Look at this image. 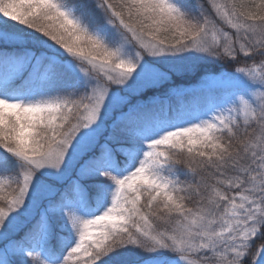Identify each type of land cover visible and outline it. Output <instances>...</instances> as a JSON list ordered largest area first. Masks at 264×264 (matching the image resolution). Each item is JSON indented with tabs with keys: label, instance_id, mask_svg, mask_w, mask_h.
Listing matches in <instances>:
<instances>
[{
	"label": "snow or ice",
	"instance_id": "snow-or-ice-1",
	"mask_svg": "<svg viewBox=\"0 0 264 264\" xmlns=\"http://www.w3.org/2000/svg\"><path fill=\"white\" fill-rule=\"evenodd\" d=\"M0 264H264V0H0Z\"/></svg>",
	"mask_w": 264,
	"mask_h": 264
},
{
	"label": "rangeland",
	"instance_id": "rangeland-1",
	"mask_svg": "<svg viewBox=\"0 0 264 264\" xmlns=\"http://www.w3.org/2000/svg\"><path fill=\"white\" fill-rule=\"evenodd\" d=\"M217 67H218V66H217ZM228 70L231 71V68H229ZM150 94H151V92L148 93V95H150Z\"/></svg>",
	"mask_w": 264,
	"mask_h": 264
}]
</instances>
